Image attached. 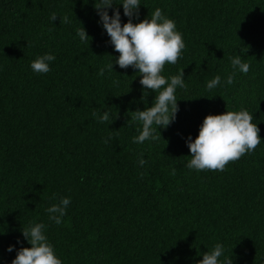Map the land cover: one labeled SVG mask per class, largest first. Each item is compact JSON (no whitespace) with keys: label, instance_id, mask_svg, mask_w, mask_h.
I'll list each match as a JSON object with an SVG mask.
<instances>
[{"label":"trees","instance_id":"1","mask_svg":"<svg viewBox=\"0 0 264 264\" xmlns=\"http://www.w3.org/2000/svg\"><path fill=\"white\" fill-rule=\"evenodd\" d=\"M114 2L109 15L119 8L128 22ZM98 3L0 0V264L31 247L21 229L35 223L62 264H198L216 244L222 262L264 264V0H140L133 23L160 8L182 34L181 58L162 75L184 69L187 85L175 93L176 119L154 125L162 138L142 144L133 142L142 124L128 121L156 93L115 63ZM82 27L91 41L80 40ZM46 53L56 57L51 70L35 73L31 63ZM236 55L250 71L236 70L228 85ZM217 75L221 84L208 90ZM241 109L260 128L255 151L224 171L187 168V138L204 118ZM93 112L118 118L100 123ZM64 197L71 203L57 225L46 209Z\"/></svg>","mask_w":264,"mask_h":264},{"label":"clouds","instance_id":"2","mask_svg":"<svg viewBox=\"0 0 264 264\" xmlns=\"http://www.w3.org/2000/svg\"><path fill=\"white\" fill-rule=\"evenodd\" d=\"M114 4H116L114 0H100V3L95 4V8L103 29L110 37L111 45L119 53L115 63L121 69L131 67L138 70L141 76L139 82L143 89L156 93L155 103L151 107L132 112L128 123L142 124V131L138 136L133 137V142L142 144L146 140L157 141L162 137L154 125L158 126V129L167 128L176 119L179 111L176 90L187 88L183 79L184 69L170 80L162 73L167 64L175 65L178 62L186 45L182 34L176 30L175 22L166 17L160 8L155 9L150 19L133 23V18L139 17L140 0H122L120 4L123 6L124 15L128 17V22L122 24L119 8H114L113 14L109 15L108 9L113 8ZM57 17L56 13H52L50 18L55 21ZM60 22L70 21L65 15L60 18ZM77 35L82 42L91 41L84 27L77 29ZM55 59L54 55L46 53L31 63V69L38 74L48 73L51 70L49 62ZM231 65L233 72L227 76L228 85L235 82L236 70L244 74L250 71V64L243 62L240 55L231 59ZM106 68L108 71H114L113 63H109ZM104 72L105 69L101 68L98 74L103 76ZM113 83L118 84V81ZM220 84L221 77L217 75L207 83L206 87L212 90ZM145 95L144 91L142 99ZM93 117H96L100 123L111 124L118 118V114L114 120L110 119L108 112H104L102 116L93 112ZM253 119V115L245 109L207 115L200 126L198 136L194 140L191 136L187 138L191 159L186 167L197 171H224L229 163L236 162L244 155L255 151L262 139L259 135L260 128ZM138 163L141 167L147 163L143 159V154ZM172 174L175 175V169ZM70 203V198L64 197L58 204L47 208L49 219L57 225L61 224ZM45 227L42 223H35L21 229L31 247L19 249L11 264H62L47 240ZM7 250L13 251V246H9ZM224 251L222 244H216L211 252L203 254V259L198 264H232L230 257H225L223 262L219 259Z\"/></svg>","mask_w":264,"mask_h":264}]
</instances>
